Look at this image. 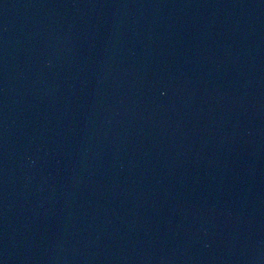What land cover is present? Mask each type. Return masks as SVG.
<instances>
[{
	"label": "water",
	"instance_id": "water-1",
	"mask_svg": "<svg viewBox=\"0 0 264 264\" xmlns=\"http://www.w3.org/2000/svg\"><path fill=\"white\" fill-rule=\"evenodd\" d=\"M0 264H264V0H0Z\"/></svg>",
	"mask_w": 264,
	"mask_h": 264
}]
</instances>
